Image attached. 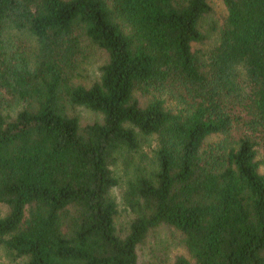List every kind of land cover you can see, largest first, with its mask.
Masks as SVG:
<instances>
[{
    "label": "trees",
    "instance_id": "obj_1",
    "mask_svg": "<svg viewBox=\"0 0 264 264\" xmlns=\"http://www.w3.org/2000/svg\"><path fill=\"white\" fill-rule=\"evenodd\" d=\"M222 2L201 54L208 0H0V90L24 103L0 112V247L17 264H138L160 224L194 260L172 264H264V0ZM85 41L107 55L88 86ZM76 105L102 120L81 126ZM147 138L120 237L113 167Z\"/></svg>",
    "mask_w": 264,
    "mask_h": 264
},
{
    "label": "rangeland",
    "instance_id": "obj_2",
    "mask_svg": "<svg viewBox=\"0 0 264 264\" xmlns=\"http://www.w3.org/2000/svg\"><path fill=\"white\" fill-rule=\"evenodd\" d=\"M211 11L204 15L199 22V29L206 36L202 43L193 44V49L203 54L211 49L218 38V30L222 25L226 9L222 0H208ZM83 54L77 59L78 66L73 81L85 86L90 85L99 79L100 67L106 62L107 55L105 51L83 42ZM24 106L15 100L9 94L0 90V112L4 115L14 116L18 110ZM66 113L78 119L81 126L102 120V115L92 111L84 106H68ZM237 133L233 132V136ZM218 138H212L211 141H217ZM155 147L152 138L144 139L135 152L125 153L120 157L113 167L115 176L119 185L112 189L111 195L117 203V214L114 218V225L118 236L123 237L128 232L129 222L133 218L123 200L124 189L129 181L135 166L148 163L152 158V150ZM129 157V158H128ZM259 158H264V142L259 147ZM264 173V164L260 167ZM7 212L5 206L0 207V216ZM138 264H172L175 257L182 255L191 262L194 260L189 255L182 243V235L172 226L160 224L150 230L144 241L137 248ZM20 260H13L7 255L5 250L0 247V264H17Z\"/></svg>",
    "mask_w": 264,
    "mask_h": 264
}]
</instances>
